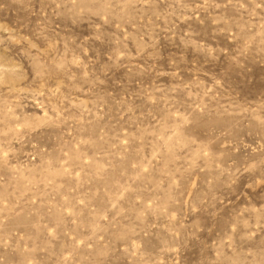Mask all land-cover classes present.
<instances>
[{
    "label": "rangeland",
    "instance_id": "obj_1",
    "mask_svg": "<svg viewBox=\"0 0 264 264\" xmlns=\"http://www.w3.org/2000/svg\"><path fill=\"white\" fill-rule=\"evenodd\" d=\"M0 264H264V0H0Z\"/></svg>",
    "mask_w": 264,
    "mask_h": 264
}]
</instances>
